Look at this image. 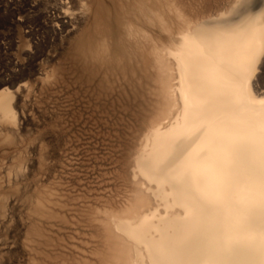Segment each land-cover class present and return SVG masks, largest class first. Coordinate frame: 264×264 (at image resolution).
<instances>
[{"label":"bare ground","instance_id":"6f19581e","mask_svg":"<svg viewBox=\"0 0 264 264\" xmlns=\"http://www.w3.org/2000/svg\"><path fill=\"white\" fill-rule=\"evenodd\" d=\"M224 4L80 0L76 120L104 150L88 163L77 134L56 149L62 121L35 131L0 206V264H264V0ZM1 83L9 142L25 82ZM129 83L138 108L119 135L113 98Z\"/></svg>","mask_w":264,"mask_h":264},{"label":"rangeland","instance_id":"374dc122","mask_svg":"<svg viewBox=\"0 0 264 264\" xmlns=\"http://www.w3.org/2000/svg\"><path fill=\"white\" fill-rule=\"evenodd\" d=\"M206 1L215 4V0H204L207 4ZM216 2L218 6H223L227 0ZM80 18V0H0V86L5 80L11 88L25 82V85L19 86L16 106L22 121L21 129L12 136L11 141L0 142V206L7 200L8 208H13L15 170L19 155L24 156L27 166L31 157L33 134L39 130L44 136L47 135L54 120L68 125L67 128L64 126L66 131L59 132L53 141L56 149L69 136L77 134L82 139L80 157H84V160L93 143L96 148L104 150L101 139H90L79 120H76L79 114L85 118L89 113L80 94L75 93L76 73L72 70L74 64L68 56V52H74L78 42ZM105 20L103 27L107 29L109 21ZM51 67L56 72L53 87L48 79ZM71 72L73 77H70ZM133 85L129 83V87L119 88L113 98L116 114H112L109 125L119 135L128 134L132 112L138 108L132 95ZM99 126L96 128L99 129ZM5 129L9 127L5 125L0 134H7ZM85 161L91 163L89 159ZM104 167L108 173L119 169L109 161L105 162ZM95 176L96 173L88 171V179L95 181ZM30 179L29 176L24 177V183L28 185Z\"/></svg>","mask_w":264,"mask_h":264}]
</instances>
